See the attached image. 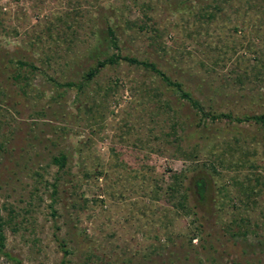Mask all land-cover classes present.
I'll return each instance as SVG.
<instances>
[{
    "label": "rangeland",
    "instance_id": "rangeland-1",
    "mask_svg": "<svg viewBox=\"0 0 264 264\" xmlns=\"http://www.w3.org/2000/svg\"><path fill=\"white\" fill-rule=\"evenodd\" d=\"M107 25L122 55L153 62L205 110L264 113V0H0L3 251L61 264L63 239L62 264H264V125L194 129L187 103L122 60L62 86L109 45Z\"/></svg>",
    "mask_w": 264,
    "mask_h": 264
},
{
    "label": "trees",
    "instance_id": "trees-1",
    "mask_svg": "<svg viewBox=\"0 0 264 264\" xmlns=\"http://www.w3.org/2000/svg\"><path fill=\"white\" fill-rule=\"evenodd\" d=\"M105 33H106V37L104 36V42L106 40L109 45L106 44L105 49L101 50L102 46L96 44V45H94L92 50H90L89 56H90V58L93 59L94 62L93 63H92V61L90 63L87 62L88 64L82 72V75H81L82 80L79 82V84H76L72 81H66V82H63L61 84L62 86H66V87H74L75 86L78 89H80L82 84L84 82L89 81L98 72V70L101 67L105 66L106 64L116 62L117 60H122V61L129 63V64L140 66L141 68L148 70L152 74L157 76L158 79L168 88V90L175 93L176 96L180 100L187 103L194 110V114L199 115L197 125H193V123L191 121L187 122L186 119H182L183 128H184V126L189 127L190 125H193L194 129L199 128V127L206 128L207 125H206V122H204L206 119H208L210 121H217V120L226 119L228 121H234V122H238V123L242 122V121H250V122H253L255 124L264 125V113H259V114H255V115L243 114L242 116H237V115H233L230 112H213L210 109L205 110L198 99L194 98L188 90L183 89L181 82L172 80L162 70L157 68V66L153 62H149L145 59H137L136 57H133V56L122 55L119 52V47L117 45V38H116L113 30L111 29V27L109 25L106 26ZM109 46L112 47V49H114V51H112L110 54L107 53V48ZM15 63L18 66V68L19 67H21V68L22 67H29L30 69H36V66H34V64L32 62H29V61L24 60V59H16ZM16 74H18V72H16ZM0 95L2 97V98H0V102H2L3 101V95H2V91H1V86H0ZM177 101L179 102V100H177ZM183 102H180L179 105L183 104ZM168 103H170V102L168 101ZM173 126H175V125H173ZM173 126H172V128H173ZM239 151H242V150H239ZM244 154H246V152H244ZM51 160L54 164H57V166L59 168H62L66 162V155L64 153H60L57 156H52ZM50 184L52 187L51 193L55 194L56 193V187H55L56 184L54 182H51ZM180 184H181V182L178 185H175V188H172V186H168V188L172 192L175 190L179 191V189L177 187H179ZM193 184H194V187H195V190H196L198 196H201L202 189H203V180H199V179L194 180ZM184 188L186 189V187H184ZM187 198H188V195L186 194V191L180 192V194H178V199L176 201L177 206L184 209L186 207V203L188 200ZM58 246H59V248L62 252V256H63V259L61 260V264H62L64 262V257L67 254H69L70 252L67 249L66 243L63 239L58 240ZM3 247H4V235L2 233V222L0 220V253L8 259L14 260L16 264H19L20 262L17 261L16 258L10 256L7 252L3 251Z\"/></svg>",
    "mask_w": 264,
    "mask_h": 264
}]
</instances>
